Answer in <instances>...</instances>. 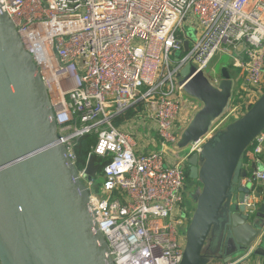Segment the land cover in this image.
Masks as SVG:
<instances>
[{
    "label": "built area",
    "instance_id": "1",
    "mask_svg": "<svg viewBox=\"0 0 264 264\" xmlns=\"http://www.w3.org/2000/svg\"><path fill=\"white\" fill-rule=\"evenodd\" d=\"M0 8L38 69L59 140L87 187L88 210L114 264H179L191 212L185 202L187 159L264 91V0H0ZM187 26L197 32L192 47ZM220 52L234 54L239 73L228 104L206 133L186 145L185 156L169 159L167 143H178L199 105L191 97L183 113L185 91L176 74L186 63L205 74ZM138 125L157 139L134 134ZM85 134L95 135L88 157L104 159L97 188L93 179L86 181V164L76 166L75 139ZM250 147L242 163L248 171L261 162L264 129ZM250 178L243 204L253 219L264 168L243 178V185Z\"/></svg>",
    "mask_w": 264,
    "mask_h": 264
},
{
    "label": "water",
    "instance_id": "2",
    "mask_svg": "<svg viewBox=\"0 0 264 264\" xmlns=\"http://www.w3.org/2000/svg\"><path fill=\"white\" fill-rule=\"evenodd\" d=\"M185 50L188 41H184ZM214 85L186 63L176 74L201 107L182 130L178 146L202 136L226 108L233 79L226 69ZM264 129V91L239 117L223 125L187 159L190 220L179 264L228 262L256 245L264 257V186L253 219L242 194L233 201L238 178L258 169L242 167L245 151ZM95 156L86 161V181L100 175ZM253 184L239 190H249ZM193 206V208H192ZM223 227V228H222ZM260 237V238H259ZM259 242H257V240ZM12 259L13 261H11ZM114 264L105 237L88 210V191L59 140L54 112L32 56L9 16L0 8V264Z\"/></svg>",
    "mask_w": 264,
    "mask_h": 264
},
{
    "label": "rangeland",
    "instance_id": "3",
    "mask_svg": "<svg viewBox=\"0 0 264 264\" xmlns=\"http://www.w3.org/2000/svg\"><path fill=\"white\" fill-rule=\"evenodd\" d=\"M186 36L190 39V45L191 47L193 46L194 43L197 42V32L194 26H187L186 27ZM181 52L177 51L176 56L179 57L181 56ZM233 61H234V54L226 53V52H220L216 54L211 62L208 64L207 68L205 69V74L206 75H211L215 78L221 77L225 72H223V69H226V71H229L231 77L234 75V72H238V69L233 68ZM184 99L186 101H190L191 99L189 98V95L185 93ZM256 100V99H255ZM247 108L244 109L246 111ZM194 109L191 110L190 117L193 116ZM190 120V118H189ZM189 122V121H188ZM134 124V123H132ZM150 133V134H149ZM134 134L144 137V138H151L155 141L157 139L156 133L154 131L148 132L147 128L142 127L141 125H138V127L135 129L134 128ZM156 149H162V147L157 143ZM166 157L169 159H175L178 160L179 158L185 156V154L188 152V147H179L177 143L172 144V143H167V148H166ZM259 168L263 167L261 163H258ZM94 180V185L95 188L101 186L102 182V176L97 175ZM100 189V188H99ZM98 189V190H99ZM193 208V206H192ZM187 223H186V229H187ZM185 229V231H186ZM246 250L245 252H247ZM244 253V252H243ZM242 253V254H243ZM254 253V252H253ZM241 254V255H242ZM256 255V254H254ZM219 260H215L213 263H219Z\"/></svg>",
    "mask_w": 264,
    "mask_h": 264
},
{
    "label": "trees",
    "instance_id": "4",
    "mask_svg": "<svg viewBox=\"0 0 264 264\" xmlns=\"http://www.w3.org/2000/svg\"><path fill=\"white\" fill-rule=\"evenodd\" d=\"M94 142H95V135L93 134H85L75 139L74 152L76 155V166L78 169L82 168L86 164L88 154L91 152V146L94 144ZM250 148L251 147H249L245 151L243 162L246 161L247 152L250 150ZM95 160L97 163L101 164V170H102V166L104 165V159L98 155H95Z\"/></svg>",
    "mask_w": 264,
    "mask_h": 264
},
{
    "label": "crops",
    "instance_id": "5",
    "mask_svg": "<svg viewBox=\"0 0 264 264\" xmlns=\"http://www.w3.org/2000/svg\"><path fill=\"white\" fill-rule=\"evenodd\" d=\"M238 76H239V73L236 71L234 72V75L232 76V79L233 81H236L238 79ZM191 99V97H189ZM194 100V99H193ZM190 102L189 101H186L184 99V105H183V113H186L188 108H189V105ZM199 107H201V104L199 103V105H197V108L194 109V112L193 114L197 111V109H199ZM192 114V115H193ZM192 118V116L190 117V119ZM150 134V133H149ZM248 155L250 156L251 155V152L248 151L247 152V157ZM259 158L261 160V164L263 167H261V169L264 168V151L259 155ZM246 253L247 252H244L242 255H239V256H242V260L239 262V264H264V257L263 256H260V255H254L253 253H250L246 256ZM238 257V256H237ZM235 258V257H233ZM234 259H231L230 261H233ZM228 261V262H230ZM221 262V261H220ZM219 262V263H220Z\"/></svg>",
    "mask_w": 264,
    "mask_h": 264
},
{
    "label": "flooded vegetation",
    "instance_id": "6",
    "mask_svg": "<svg viewBox=\"0 0 264 264\" xmlns=\"http://www.w3.org/2000/svg\"><path fill=\"white\" fill-rule=\"evenodd\" d=\"M101 165V164H100ZM186 168V174L188 175V165H185ZM243 178H238V181L235 185V191H234V198L233 201H235V203L239 204V196L242 194L243 200L244 197L248 194L249 190L247 191H240L239 189L242 187H246L245 185H243L242 182ZM197 184V182L195 180H191L188 178V176H186V193H185V202L189 205V207H191L192 204V193L190 191L191 188H195V185ZM257 194V191H255V195ZM240 205V204H239ZM223 228V227H222Z\"/></svg>",
    "mask_w": 264,
    "mask_h": 264
},
{
    "label": "bare ground",
    "instance_id": "7",
    "mask_svg": "<svg viewBox=\"0 0 264 264\" xmlns=\"http://www.w3.org/2000/svg\"><path fill=\"white\" fill-rule=\"evenodd\" d=\"M10 260L13 261L12 259H10ZM7 264H15V263L10 262V261L7 260ZM20 264H21V263H20Z\"/></svg>",
    "mask_w": 264,
    "mask_h": 264
}]
</instances>
